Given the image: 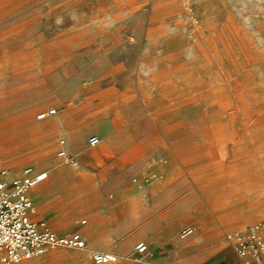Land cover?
<instances>
[{
  "label": "rangeland",
  "instance_id": "obj_1",
  "mask_svg": "<svg viewBox=\"0 0 264 264\" xmlns=\"http://www.w3.org/2000/svg\"><path fill=\"white\" fill-rule=\"evenodd\" d=\"M136 2L142 5L132 9L127 8L125 0H0V47H11L7 55H0V102L15 101L20 103L16 105L15 112L31 111L29 118L32 120L40 121L51 118L55 113L41 118H36V116L38 117L39 114L50 108H54L56 111L63 108L59 107L53 99L46 101V94L53 91L54 87H68L67 89L73 91L81 90L82 97L89 96L90 91L94 88L107 87L109 84L118 86L130 82L133 84V88L140 89L139 82H147V84L158 82L161 79L162 66H168V62L173 60L177 63H185L187 67L190 66L192 68L189 71L191 75L198 74L203 62L200 54L193 48H180L171 57H168L163 49L154 56H148L149 54L146 52L149 43L144 40L146 30L156 32L158 28H161V37L154 36V40L159 43L164 39L163 32L166 34L165 36L177 35L176 38H178V36H186L192 28H199L203 35L211 40L213 28H226L227 16L239 28H263L264 26V0H136ZM134 28L141 30L142 33L136 42H131L129 35ZM257 34L258 46L264 47V36L259 32ZM180 46H182L181 42L177 44V47ZM145 56H148L151 62H148L149 60H146ZM261 66V72L264 74V64ZM142 87L148 88L146 84ZM153 88V91L157 93L158 89ZM156 93H153L155 94L153 97H156ZM53 94L56 95V93ZM257 95L259 101L264 102V86ZM100 108V100H87L83 103L80 111L68 114L69 121L64 127V133L55 132V134L49 135L48 141H44L45 143L54 142L46 156L47 160L50 159L49 161L69 166L72 161H76L77 155L72 150H66L70 156L67 160H62L57 155V151L61 147L58 142L61 139L63 140L61 144L66 145L68 140L65 132L79 131L83 136L81 145L84 147L85 155L83 158H78L77 162L79 169L84 171L77 173V170H65L57 178L58 180L48 176L41 182L40 185L48 192L47 207L50 215H43L41 209L38 212L35 209L34 219H43L57 232L70 233L78 230L77 226L83 224L81 220H88L87 214L89 213L87 212L89 210L99 211L102 208H115L117 203L126 207L124 201H114L112 196L117 193L119 188H125L129 183H134L136 178L141 175L142 182H139L134 188L129 186L140 198L135 207L136 213L132 215L138 219V222L126 227L127 229L118 236V239L110 240L108 248H116L122 241L130 239L131 232L138 233L147 224L151 225L154 231H147L142 237L133 240L127 251L129 257L125 259L124 264H134L130 263L131 258H140L142 262L146 257L161 260V255H165L168 250L163 247L149 249L150 246L146 240L152 241L154 237H157L161 243V240L172 231L182 240L190 241L189 239L193 238V241L190 243V248L180 246L177 249L173 247L169 250L166 257L169 263L223 264V261L228 258L227 252L230 251L233 255L238 256L243 264H246L244 258L236 251L235 241L237 239L235 237L247 226L264 220V195H258V187L243 186V189L246 190L245 193L242 192L243 190H235L231 191L233 195L228 194L229 191L226 188H221L218 185L210 190L203 189L201 184L197 187L193 177L203 178L210 171L208 167L199 168L201 164L207 166L212 162L207 154L198 155L185 161L178 160L181 165V172L176 179L181 181L178 188L168 186L161 190V186L155 187L156 172L154 169H147V171L143 169L148 161L142 163L143 165L137 161H127L124 163L123 172H120L121 170L113 162V157L101 160L102 154L95 156L89 154L90 149L97 146L89 145L88 137L97 135L98 138L100 137V141L102 139L103 132L92 122L93 118L99 115ZM12 109L1 111L0 120L9 118L10 114L8 113ZM244 110L248 111L243 106L240 114L243 120L247 122L257 120L262 123L263 128L255 130L246 125L247 128H242L240 131L241 137L249 138L251 136L254 138L250 132L257 131V144L259 145L261 141L264 152V104H262V109L258 107L250 114ZM147 112L152 113L148 110ZM209 144H216V142L213 140ZM226 145L231 146L230 148H238V145L234 147L229 142ZM197 146L206 145L198 141ZM245 147L246 151H252L254 141L248 139ZM157 150L161 151L160 145L153 146L150 151L147 150L148 154H150L149 152L153 153L149 159L153 158L152 160H156V162L161 160V154L158 156L155 153ZM148 154L143 158L146 159ZM243 159L250 160L248 157ZM228 160L227 163H233ZM26 165L45 169L40 159H27L17 163L0 156V174L2 176L8 175L10 178L18 176L14 173L20 174ZM143 171L144 174H142ZM119 173H124L125 176L120 177ZM159 175L158 178H163L161 173ZM261 176L264 183V173ZM57 183L58 186H56ZM161 195L167 198L162 204ZM228 196H231L228 198L230 200L226 199ZM217 204L223 207L219 210L214 207ZM74 209L80 212L74 218L73 226H62L61 229L52 227V221L56 216ZM123 209L119 215L130 216L128 210ZM105 215L107 216L106 213ZM185 227H190L191 231L183 233L182 230ZM140 241L147 245L148 253H145L146 250L138 252L135 249V244ZM102 244L103 241L97 247L87 244L86 252L68 246H56L47 248V250L57 254L66 251L79 252L82 257L86 254L84 262H73L72 264H99L91 260L90 254L95 249L109 250ZM123 246L125 247L120 245L117 262L122 258L127 247V245ZM46 259L47 257L37 254L23 259L21 263L46 264Z\"/></svg>",
  "mask_w": 264,
  "mask_h": 264
},
{
  "label": "bare ground",
  "instance_id": "obj_2",
  "mask_svg": "<svg viewBox=\"0 0 264 264\" xmlns=\"http://www.w3.org/2000/svg\"><path fill=\"white\" fill-rule=\"evenodd\" d=\"M125 2H127V8L132 9L139 8L142 5L137 3L136 0H125ZM24 25L23 27H25ZM160 29L158 28L156 32L151 30H146L145 32L144 40L149 43V48L147 47L148 50L146 52L149 54L148 56H154L159 50L163 49V52L168 57H171L180 48H193L200 54L203 62V66L199 68L197 75H191L189 71L192 68L190 66L187 67L185 63L181 64L173 60L168 62V66H162L161 79L158 82L153 84L139 82L140 89L133 88V84L130 82L123 83V85L119 84L118 86L109 84L107 87L94 88L90 91L89 96L82 97L80 95L81 90L73 91L72 89H67L68 87H54V90L46 94V96L56 93L53 100L59 104L56 103L59 107H63L58 111V115L55 114L54 116L57 122L49 126L37 124V120L29 118L31 111L18 114L13 118L0 120V138H2L0 140V156L17 163L27 159H40L46 171L51 169L52 161H49L50 159L47 160L46 156L54 142L45 143L44 141L48 139L49 135L55 134V132H63L69 121L68 114L80 111L83 103L87 100L98 99L101 106L100 113L93 118L92 122L103 133L101 141L99 140L100 143L98 142L97 152L146 155L148 154L147 150L150 151L153 146L160 145L161 151L157 150L155 153L161 154V161L158 165H153V169L157 175L161 173L163 178L155 183V187L161 186V190L168 186L178 188L181 184L180 180H176L181 172V165L178 160L185 161L198 155L207 154L212 162L207 166L201 164L199 168L205 169V167H208L210 171L203 178L193 177L196 184H201L202 188L206 190L218 185L221 188H226V190H243L244 192L246 190L243 189V186L258 187V195L261 196L262 194L263 196L264 185L256 184L253 179L248 178L245 169L237 162L238 148H230L231 146H227L226 143L229 142L235 147L243 138L241 137L240 131L242 128L240 127L243 124L253 126L254 122H258L257 120L247 122L242 119L240 114L243 106L248 110H244V112H249L250 114L258 107L262 109V104H264L263 101H259L257 95L258 91L264 86V74L261 72V64H264V47L258 46L257 32L264 36V26L263 28H239L227 16L226 28H213L211 40L207 39L199 28H192L187 32L186 36H178V38H176L177 35L165 36L166 34L163 32L162 36L164 39L158 43L157 40H154V36L161 37ZM141 33V30L134 28L129 35L131 42H136L141 37ZM179 42H181L182 46L177 47ZM10 50L11 47L2 46L0 47V55H7ZM148 56H145L146 60H149ZM148 62H151V60ZM139 64L138 66H140ZM153 68L156 69V67ZM70 78L72 79V77ZM145 84L148 87L147 89L142 87ZM153 87L158 89L157 93L153 91ZM153 93L157 94L156 97H153L155 95ZM12 107V102H0V113ZM147 110L152 111V113L149 114ZM152 114L154 115L153 117ZM39 116L40 114L38 118H41ZM12 120L15 123H12ZM254 133L255 131L250 132L251 135H254ZM65 135L68 143L67 145L61 144L60 139L58 142L61 146L60 149H63L66 153L67 146L71 145L73 146V153H81L83 146L81 145L82 136L80 132L70 130L65 132ZM249 138L253 140V137L250 136ZM213 140L216 144L210 145L209 143ZM198 141L203 142V145L206 146H197ZM149 153L148 156L152 157L153 153ZM60 158L63 160L68 159L65 156ZM227 160L233 163H227ZM2 178L10 179L8 175L2 176L0 174V179ZM43 189L39 185L31 190L33 194L37 193V196L40 197ZM230 197L228 196L226 199L230 200L228 199ZM134 199L136 200V197ZM166 200V196L161 195V204ZM135 206H130L131 210ZM214 207L221 209L218 204L214 205ZM60 226L59 228L56 225L53 228L61 229L64 225ZM146 229L149 231L153 227L148 224ZM169 236L175 237V242L182 243L190 248L191 242L188 239L182 240L180 238L181 240H179L173 231L166 237ZM45 254L46 251L42 255L45 256ZM125 256L129 257L127 253ZM78 258L81 259L82 256L78 255ZM131 262L134 264H145L140 258H131ZM160 262L161 260L154 259L150 264H159Z\"/></svg>",
  "mask_w": 264,
  "mask_h": 264
},
{
  "label": "crops",
  "instance_id": "obj_3",
  "mask_svg": "<svg viewBox=\"0 0 264 264\" xmlns=\"http://www.w3.org/2000/svg\"><path fill=\"white\" fill-rule=\"evenodd\" d=\"M51 96H53V97H51ZM46 97H47L46 101L51 100V99H55V95H52V94L47 95ZM17 104H20V103L15 102V101L12 102V106H13L12 108L13 109L11 108L12 110L8 113V114H10L9 118H13L16 115L23 113V112H20V113L15 112ZM50 110L48 109V111L44 112V117L49 115V113H48L49 111L51 113H55L58 115V111L54 110V108H51ZM55 114L52 115L51 118H46V119L40 120V121L38 120V121H36V123L41 124V125H46V126L55 124L57 122L56 118L54 117ZM9 118H7V119H9ZM36 118H38V117L36 116ZM4 120H6V119H4ZM12 123H15V121L12 120ZM13 125H15V124H13ZM246 125L247 124H243V126H241L240 128L245 129V128H247ZM248 127L254 128L255 130L263 128L261 122H254L253 126H248ZM256 134H257V131H255V133H254V138H253L254 148L252 151L251 150L246 151L247 149L245 147L247 140L249 139L251 141V139L246 138L245 136L243 138H241V142L238 143L239 153H238L237 162L245 169V171H246L245 173H247L248 178L253 179L256 184H264L262 182V176H261L262 173H264V163H263V160H264L263 159V156H264L263 153L264 152L262 149L261 141H260L259 145L257 144L258 138H257ZM82 140H83V136H82ZM99 140H100V137H99ZM99 143H100V141H99ZM98 144L95 146H98ZM67 147H68L67 150L73 151V146L69 145ZM82 148L84 150V147H82ZM96 151H98L97 147L94 149H90L89 154L92 156H95L97 154H102L103 157L100 158L101 160H104L106 158L108 159V157H113V160H114L113 162L121 170V171L119 170L120 172H123L122 168L124 166V163L127 161H130V160L131 161H137V162H139V164L140 163L144 164L146 161H148V163H146V165L143 167V169H145V171H147V169H149V170L153 169L154 168L153 165L156 166L161 161V160H158L156 162L155 160H152L153 158L149 159L150 157L148 155H147V158L144 159L143 154H125V153H113V152L101 153V152H96ZM93 152H94V154H93ZM75 154L77 155V159L83 158V156L85 155L84 151L81 153H75ZM157 155L159 156V154H157ZM246 157L250 158V160L247 161V160L243 159ZM77 159H76V161L72 162V164H70L69 166H65L59 162L52 161V165H51L52 168L47 169V177L52 176L53 178H56V180H58L57 178L65 170H77L76 171L77 173L83 172L84 170L79 169L80 167H79V164L77 162ZM142 174H144V171L142 172ZM14 175H17V174L14 173ZM119 176L123 177V176H125V174L119 173ZM159 176L157 175V179L154 181V184L160 180V178H158ZM142 181H143V179L141 178V175H140L139 177L136 178L134 183H131V184L129 183L125 188H119L117 193L112 196L114 201L115 200L116 201H124L126 203V207H122L119 203H117V205H116L117 207H115V208L114 207L113 208H102L99 211L89 210V212H87V213H89V214H87L88 220L85 221L84 219H82L81 223H83V224L78 225L77 227L79 229L75 230V231L80 232V234L82 235V237L84 238L85 243H86L85 247L82 249H78V251L86 252L88 249V245L97 247L101 244V241H103V244H102L103 247L108 248L110 240L118 239V236L122 235L123 232H125V230L127 229L126 227L134 225L138 222V219L132 215H134L136 213L135 212L136 211L135 205L138 203L140 198L138 197L137 193L135 194L133 192L134 190L131 189L130 187L134 188L138 185L139 182H142ZM40 184L41 183H39L37 186H39ZM195 185L197 187H199V184H196V182H195ZM37 186H35V187H37ZM56 186H58V183L56 184ZM35 187H33L31 189L33 190ZM43 188L44 187L41 186V189H43ZM31 189L28 191V194H29V196L31 195L30 197L32 199L31 214H32L33 220H35L34 214L36 212L40 211V209L42 210L43 215H46V216L50 215L49 208L47 207V201H48L47 190H45V188H44L42 193H41V196L39 197V196H37V193L33 194V191ZM228 191H229V192H227L228 194L232 193L230 190H228ZM231 195H233V194H231ZM135 197H136V200L134 199ZM132 205L135 206L132 208L133 210H131ZM221 207H223V206H221ZM123 208H126L128 210V213L130 216L127 217V216H120L119 215L120 212H122L124 210ZM35 209H36V212H35ZM79 212L80 211L74 209V210L68 211L67 213H64L62 215H58V216H56V218L53 219L52 224H53V226H56V225L73 226V220L76 217V215H78ZM105 213L107 214V216L105 215ZM36 220H43V219L38 218ZM106 221H108V222H106ZM46 224L48 225L47 222H46ZM147 225H145V227H143L138 233L131 232L132 236L130 237V239L124 240L121 243H119L120 245H122V247H125L123 245H127V247H126V249L122 255V258L119 259V262H117L118 261V258H117L116 261L109 262L108 264H113L115 262H117L115 264H124L125 259L127 258L125 256V254L127 253V250L129 249L130 244L133 242V240L135 238L142 237L144 235V233H146L148 231L146 229ZM152 231H154V229L149 230V232H152ZM58 233H61V232H58ZM176 237H178V236H176ZM174 238L175 237H171V236L165 237L163 240H161V242H163V243H160L158 241L157 237H154L152 239V241H148L146 239H143V240H146V242L150 246L149 249L163 247L169 251L173 247L177 249L180 246H184L182 243L175 242ZM179 240H181V239L179 238ZM189 240H190V242H192L193 238H190ZM119 244L114 249H110V248H108L109 250L95 249L92 251H111L117 255V253H120V245ZM149 249L147 248L145 253H148ZM45 251H46L45 257H47V259L45 260L47 262L46 264H72L73 262L82 263L85 261V258H86V254H85V256L82 257L81 259H79V258L77 259L78 255H81V253H79V252L66 251L64 253L57 254V253H53V252L52 253L48 252L49 250H45ZM45 251L40 253V254L42 255L43 253H45ZM168 251H167V253H168ZM167 253L165 255H161V264H172V262L169 263L166 260ZM142 254H144V253H142ZM76 255H77V257H75ZM227 255H228V258L223 261V264H243L241 259L238 256L233 255L230 251L227 252ZM117 257H118V255H117ZM151 261H153V259H150L148 257L146 259L144 258L143 262H145V264L146 263L150 264ZM21 262H23V259L21 261H19L17 264H21ZM130 263H132V262H130Z\"/></svg>",
  "mask_w": 264,
  "mask_h": 264
},
{
  "label": "built area",
  "instance_id": "obj_4",
  "mask_svg": "<svg viewBox=\"0 0 264 264\" xmlns=\"http://www.w3.org/2000/svg\"><path fill=\"white\" fill-rule=\"evenodd\" d=\"M43 115L44 113H41L39 117ZM98 142L97 135L88 137L89 145L95 146ZM60 143H63V140H60ZM57 155L67 158L70 156L63 149H59ZM46 178L45 169L26 165L18 176L0 179V264H15L51 247H85L86 243L80 232L58 233L45 221L33 220L32 199L28 191ZM190 231V227L182 230L183 233ZM235 238L236 251L244 258L246 264H264V220L247 226L238 232ZM135 249L144 252L146 244L140 241L135 245ZM90 258L95 263L114 262L117 255L111 251H92Z\"/></svg>",
  "mask_w": 264,
  "mask_h": 264
}]
</instances>
